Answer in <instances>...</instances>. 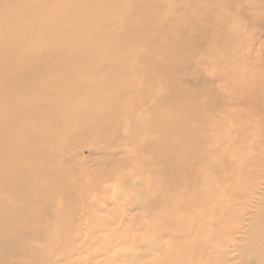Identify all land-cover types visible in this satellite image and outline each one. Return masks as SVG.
<instances>
[{
    "label": "rangeland",
    "instance_id": "374dc122",
    "mask_svg": "<svg viewBox=\"0 0 264 264\" xmlns=\"http://www.w3.org/2000/svg\"><path fill=\"white\" fill-rule=\"evenodd\" d=\"M30 1H19L15 5V18L9 16L7 21V33L17 34L16 41L18 34L23 35L27 38L26 50L35 51L24 61V67H34L44 59V55L37 53L40 49L32 46L38 43L32 39L38 40L37 35H41L34 29L40 23L47 26L52 18L60 20L61 10L57 8L61 7L63 0ZM42 1L53 3L56 7L54 15L41 5ZM135 2L67 0L66 15L70 18L67 27L75 33L80 32L77 29L80 22L84 31V22L95 18L101 5L111 7L118 4L117 9H123L127 19L119 35L100 29V35L104 37L100 38L92 28L90 32L87 29L82 32L81 37L58 34L49 45L43 44L42 49L49 46L56 54L63 51L61 48L69 52L63 63L47 66L40 63L39 67L52 72L46 80L54 79V74L66 67L74 74L70 80L72 84L84 80L88 85L93 80L90 89H96L97 94L65 96L62 102L69 107L68 119L72 122L68 126L61 117V124L66 127V139L60 142L61 136L54 135L58 131H52L44 141L37 139L40 145H58L48 154L51 156L60 151L57 154L59 162L68 167L62 176L68 179L61 180L62 171L57 173L58 169L51 173L54 159L40 158L44 146L30 156L11 147L17 158L16 161L7 159L6 165H15L14 162L19 161L29 165L38 163L51 173H37L33 177L31 170H25L17 173L18 177L13 174L14 178L31 177L38 181L41 176L50 177L46 181L50 188L58 187L61 191L55 190L56 194L43 192L47 201L53 203L46 214L43 206H38L40 200L34 199L29 224L33 223L31 219L39 221L34 220L29 231L38 233L27 244L30 249L44 254L40 258L24 259L29 264H146V261L147 264L150 261H153L150 264H264V247L258 243L264 237V0H155L150 14L141 9L140 13H135ZM77 4L83 6L82 10H76L82 14L73 11ZM162 4L168 9L160 10ZM27 9L43 15L39 22L27 18L30 12L25 15ZM166 18L167 25L174 31V39L177 38V42H170L174 50L164 47L165 29L160 28L159 34L146 32L153 25L165 24ZM6 26L4 21L3 30ZM5 33L0 31V36ZM128 36L134 42L125 43ZM136 36L150 39L148 46L139 43ZM80 43L90 45L83 51ZM92 43L107 53L102 56L110 59L106 61L112 66L109 74L91 75L90 71L100 72L98 69L103 67L94 60L99 51ZM4 47L6 52L17 51L16 47ZM143 51H147L151 58L148 64L134 61L136 53ZM73 53L79 57L78 61ZM188 63L192 64V75L186 78ZM19 67L14 65L12 71L18 72ZM122 69L125 71L119 74ZM13 72H3L2 76H10ZM129 73H132L130 81L125 82L124 76ZM117 74L113 88L103 92ZM3 77L0 82L6 80L8 83V79H12V76ZM64 80L60 79L55 85L58 90L71 86V82L67 85L68 80ZM126 85L130 89L128 94L123 88ZM134 86L148 88L152 98L128 107L134 100ZM1 97L0 101L4 96ZM116 101L125 102L117 117ZM105 105L107 111L103 115L100 107ZM47 114H50L49 110ZM77 114L81 115L80 118ZM149 114L154 116L151 121ZM175 120L179 123H174ZM166 122L177 124V130L167 132ZM77 129H82L84 134ZM148 143L153 146L149 147ZM106 158L111 160L108 164H104ZM67 172L71 177L75 175L72 177L74 184ZM6 176L4 173V178ZM66 180L79 187L74 186V190L73 186L66 185ZM54 183L63 185L55 187ZM65 190L72 196H68ZM161 194L166 197L159 208L155 202ZM202 219L207 223H202ZM176 220L181 222L177 224ZM182 227L188 228L187 231ZM43 229L47 235L38 238L44 236ZM58 237L61 249L56 250ZM183 246H188L191 252H179ZM142 253L144 258H140ZM129 255H133L135 261H131Z\"/></svg>",
    "mask_w": 264,
    "mask_h": 264
},
{
    "label": "bare ground",
    "instance_id": "6f19581e",
    "mask_svg": "<svg viewBox=\"0 0 264 264\" xmlns=\"http://www.w3.org/2000/svg\"><path fill=\"white\" fill-rule=\"evenodd\" d=\"M19 1H22V0H0V31L6 32L4 35L0 36V55H2V56H0V64H1L0 75L2 76L3 72H5V73L13 72L14 71L13 70L14 69L13 68L14 65L20 66L19 67L20 70L18 72L11 73L10 76H12V79L10 81L8 79V83H7L6 80L4 82H3V80L0 82V95H2V97L4 96V98L1 100L3 102V104L0 101L1 102L0 103V209L2 210V214L0 215V264H29V263H27V260H25L24 258L28 259L30 257L31 258L43 257L44 252H38V251H36L34 249H30L28 247L29 244H27V242H29V239L34 238L37 235V233H38L37 231H34V233H36V234H31L30 233L29 225H30V227L32 229V226H34L32 224H34V220L35 219L34 220L31 219V221L33 223L31 222L32 224H29L30 223L29 215H30L31 209H32V207L34 205L33 204L34 199L37 200V201L40 200V201H38L40 203V204H38V206L39 205H41V207L43 206L42 209L45 210L44 213L45 214L48 213L50 207H52L51 204H53V203L50 202V201H47V198L43 195L44 194L43 192L46 191V192H49V193H54L55 190H57V189L59 190L58 187L57 188H50V185H48V183L46 182V181L49 180L50 177L42 178L41 175L51 174L53 170L56 171L58 169L57 173L62 171V173H60L61 175L59 174L60 176H62V174L66 173V171H63V170L67 167V164L66 165H61L60 164V162H59V158L60 157H59V155H57L58 153L60 154V151L57 154H55V155L52 154L51 156H49L48 153L51 150L56 149L58 147L57 144H55V147L54 146H50V145H45L44 146V144L40 145L38 143L37 139L39 137L42 141H44L45 137L49 136V134L52 131H58V132H55L54 135L59 134L61 136L60 142H62L64 139H66V138H64L66 136L65 135L66 127H64L61 124V121H63L61 119V117H64V121L63 122L68 123V126L72 122L70 123L69 119H68V117H69V107L67 105H64L63 102H62V100L65 99L64 98L65 96L66 97H73V96L84 97V96H87V95H90V94L92 96H96V94H97V91H94L96 89H94V88L90 89L91 88V86H90L91 84L90 83L94 82L93 80H91V82L88 85L85 84L87 81H84V80L81 81L80 84H74L75 81L72 84V81H70V80L73 79V77H74L73 75L74 74H72L69 71H67L66 67L64 69H62V71L59 74L58 73L54 74L55 75L54 79L46 80V78H47L46 76L52 75V72L45 71L44 68L39 67L40 63L42 65L46 64V66L49 65V64H57L59 62L63 63V62H65L63 59L66 58L67 55H69V52H67V51H65V49L61 48L63 51H61L60 53L56 54V53H53L51 51V49H50L51 47H49V46H48V48L46 50L42 49L43 44L46 43V44L49 45V42H51L53 40V37L57 36L58 34H61V35L63 34V35H66V36H68L70 38L73 35H75L77 37H81V33L82 32H84V31L86 32V29L88 30V32H90L92 28L96 32L95 35L100 37V38H104L102 36L103 34L100 35V33H101L100 29L101 30L107 29L106 33L114 31V34L119 35L121 30H122V24L127 19L126 16L124 15L125 14L124 10L121 9L120 7H119V9H117L118 4H117V6L114 4L111 7L110 6H106V5L105 6L101 5V8H98V11L96 13L95 18H93V19L91 18L93 20V22H92V20L91 21H85L84 22V31H83V26L81 25V22H80V26L77 28L80 32L75 33L69 27H67V22L70 20V18H67V15H66V12H67L66 10H67V6H68L67 5V0H63L61 7L57 8V10L58 9L61 10L60 20L57 19L56 17L52 18L51 21H49L47 26H45L44 24L40 23V25L37 28L34 29L36 32H40L41 35H37L39 37L38 40L35 39V38L32 39V40H35L34 42H38L37 44L33 43L32 40H31V43H33L32 46H33L34 49H35V47H36V49L37 48L40 49L37 53L44 55V59L42 61H40L39 63H37V65L34 66V67H24L23 66L24 61L35 51H33L32 49L31 50H26L25 47H28L26 45L27 38L24 37L23 35L18 34V39L16 41L17 34L7 33L8 29H9L8 28L9 24L7 23V21H9L8 17L10 16V19L15 18V12H14L15 11V5H18ZM145 1L146 0H142V2H141L140 0H136V2L133 4L134 10L136 11L135 13H140V9H141V11H143L145 13H148V14H150L152 12L153 5H151V4L153 2H155V0H148V2H145ZM26 2H28V1H26ZM30 2L38 3L37 0H31ZM41 5H43V7L45 6L46 8H49V10L51 11V13L53 15L55 14V8L56 7L53 5V3H47V2H43L42 1ZM164 8H165V10L168 9L166 4H162L159 9L163 10ZM82 9H83V6L77 4L76 8L73 11L82 10ZM70 10H72V7H71ZM27 12H29V15H28L27 18L32 19L33 21H36V22H39V20L43 16L40 12H38L37 10H34V9L33 10H28L27 9L24 12L25 15L28 14ZM76 14H82V13H79V12L76 11ZM116 15L118 16V19L116 18ZM133 15L137 16L139 14H133ZM19 16H21L20 12H19ZM4 21L7 24L5 30H3V28H2ZM166 22H167V18L165 19V24H162L160 26L159 25H153V27L147 28L146 32L148 34H150L151 32L152 33L156 32L157 34H159L162 31V29H160V28L165 29L164 34L166 36V40L164 42V47L165 48H171L172 44L170 42H172V41L177 42L176 41L177 38L174 39V37H173L174 31H173L172 27H169L167 25ZM215 29H216V27H215ZM124 34H126V33H123V35ZM31 36H32V34H31ZM137 39L139 40V43H144L146 45V47L148 46L147 42L150 39H144L143 40L142 38H139V37L136 36V40ZM127 42L132 43V42H134V40H130V38L128 36V37L125 38V43H127ZM80 44H81L80 47H81V49L83 51H84V48H86L88 45H90V43L85 44V46H84L83 43H80ZM4 46H8V47H11L13 49L16 47L17 51L13 52L12 50H9V51L6 52ZM92 46L99 51L98 52L99 56H95L94 60L96 62L101 63V65L103 67L101 69H98L100 72L90 71L91 75L100 77V76H104V75L109 74L110 70L112 69V66L106 62V61H110V59L109 58L108 59H104V57L102 56V54L104 55L106 53V52H104L105 50L101 46L96 44V43H92ZM161 47L163 48V44H161ZM171 49L174 50V48H171ZM81 53H83V52H80V54ZM73 55H74L75 61H78L79 57L76 56L74 53H73ZM105 55L107 56V53ZM133 56H134V54H133ZM138 60L141 61V62L144 61L145 63L148 64L149 61L151 60V58H149V54L147 53V51H143V53L142 52H138L134 56V61H138ZM168 61H171V60L168 59ZM5 62L8 63V64L4 65L3 63H5ZM7 66H9V67H7ZM191 66H192L191 63L187 64V67H186V73H187L186 78H188V77H190L192 75V72L190 71V69L192 68ZM5 69H7V70H5ZM124 71H125V69L120 70L119 74L123 73ZM5 73H3V74H5ZM130 75H132V73L126 74L124 76V81L125 82H129L130 81V79H129ZM1 76H0V79L3 77V76L2 77ZM10 76L4 75V77H7V78H9ZM155 76H156V74H155ZM4 77H3V79H4ZM117 77H118V74L114 75L110 79V82L108 84H106L107 87H105L103 89V92L108 90V89H110V88H113V85H115L114 81H115V79ZM93 78H95V77H93ZM60 79H63V80L67 79L68 80L67 81V85H68V82H71V86L68 87L66 85L67 88L65 87V88H61V89L58 90L55 87V85L60 81ZM83 84H85V86ZM123 88H124V92L128 94V91H130L129 86L126 85V86H123ZM147 89L148 88L142 89L140 87L134 86V89H133V92H134L133 98H134V100L131 103V105H129L128 107H132L138 101H141V102L145 103L147 100H150L152 98V96H150L151 95V91L148 89V94H147L146 93ZM120 90H121V88L118 89V91H120ZM135 93L137 95H135ZM155 94H156V90H155ZM170 94H171V92L168 93V95H170ZM166 98H167V94H166ZM115 103H117V101ZM124 103L125 102L117 103L118 104V111L116 112L117 114H115V117H117L118 114L122 113V111L119 112V110L123 107ZM106 106L107 105H105L104 107H100V111H102L101 112L102 114L105 111H107L106 110ZM84 107L88 108L85 103H84ZM111 107H112V104L109 103V108L111 109ZM148 107H151V106H148ZM157 109H158V105H157ZM47 110L50 111L49 115L47 114ZM61 110H62L63 113L60 115L59 112H61ZM102 114H99V115H102ZM226 114L227 113H225V115ZM80 116H81L80 114H77V118H80ZM153 118H154V116L152 114H149V121H151ZM22 122H23L24 125H21ZM174 123L178 124L179 121L175 120ZM177 124H173L171 122H166L165 123L166 131L168 132V131L171 130V131L175 132L177 130ZM25 128H27V129L25 130ZM77 130L80 133L84 134L82 132V129H77ZM86 135H87V131L85 133V136ZM110 135H111V133H110ZM210 136H211V134H210ZM71 139L72 138H70L69 140H71ZM43 146H44V148L42 149V154L40 155V158H42V159H46V158L54 159V163H52V167L53 168L51 170V173L49 171L45 170L46 167H44V166H42V164H38V163H33V164L29 165V164H26V162H24V161H19V162H14L15 165H10V166L6 165V163H7L6 160L7 159H10V160H12V159L14 160L15 159V161H16V158H17V153L13 152L11 147H14L15 149H20V151L24 155L30 156V154L32 152H35L36 150H38L40 147H43ZM148 146L149 147L153 146V143H148ZM89 147H93V146H89ZM16 151L18 152V150H16ZM145 152H147V151L145 150ZM238 153L240 154L241 152H238ZM38 154H40V153H38ZM62 156H63V154H62ZM131 158L135 159L133 156H131ZM160 158H161V156H160ZM95 160H96V158H95ZM109 161H111V160L106 158L104 164H108ZM122 161L123 160H121V163H122ZM121 163L120 164L117 163V164L121 165ZM67 169H68V167H67ZM25 170H31L33 177L37 173H41V175H40L41 177L38 178V181L37 180L34 181V179H32L31 177H28V178H14L13 174H17V173L25 171ZM113 171H114V169H113ZM91 172L92 171H90L88 173H91ZM4 173L5 174L7 173V176L5 178H4ZM54 173H56V172H54ZM69 173H70V171H69ZM115 173H117V172H115ZM67 175H68V177H71L70 176L71 174H68V172H67ZM95 175L96 174H95V171H94L93 172L94 178H96ZM18 176L19 175L17 174V177ZM21 176H23V175H21ZM90 176H91V174H90ZM74 177H75V175H74ZM77 177L78 176H76V178ZM97 177H99V175ZM56 178H58V177H56ZM59 178H58L59 182L61 180H63V179L65 180V178L68 179L67 176L65 178H64V176H62L60 178L61 180ZM73 178H72V182L71 183L74 184ZM76 178H75V180H76ZM68 181H71V179L68 180ZM68 181L66 180V182L65 181L64 182L66 183L67 186L68 185L73 186L72 188L75 190V187H76L77 184L76 185H71V183L68 182ZM64 182H63V184H64ZM55 183H58V182L55 181ZM55 183L53 185H55ZM67 183H69V184H67ZM60 184L63 185L62 183H60ZM45 185L49 189L47 187H45ZM56 185H55V187H56ZM61 185H57V186H61ZM77 187H79V186L77 185ZM64 188L67 190L66 187H64ZM182 188H184V187L182 186ZM61 190H62V188H61ZM159 190H158V192H159ZM57 191H56V193H58ZM65 191L64 192L62 191L63 192L62 194H64ZM167 192L169 193L168 190H167ZM56 193H54V194H56ZM59 193H61L60 190H59ZM66 193H67V191H66ZM162 193H164V191ZM53 195H50V196H53ZM67 195L68 196H72V195H69V191H68ZM202 195H204V194H202ZM206 195L209 196V194H206ZM55 196L53 197V199L55 198ZM160 197L161 198H159V200H157L155 202V205L157 207H159V208L161 207V205L163 203V201H162L163 198H165L166 196L162 197V194H161ZM204 197H202V199H204ZM24 198H27V200L23 201ZM51 198L52 197H50V199ZM63 198H65V197H63ZM67 200L68 199H66V201ZM173 200L174 199H172V201ZM212 200H213V198L211 197V201ZM171 206H172V204H171ZM59 211H60V209H59ZM174 212L177 213L176 211H174ZM31 215H33V214H31ZM59 216L60 215H58V217ZM49 217H50V215H49ZM36 220L39 221L37 218H36ZM204 221L207 223L206 220H203L202 223L206 224ZM180 222L181 221H177L176 220L177 224H179ZM15 224H18V225H15ZM11 225H14V226H11ZM35 225H37V224L35 223ZM37 228H38V226H37ZM37 228L35 227L34 230H37ZM11 229H13L14 232L13 231L11 232ZM177 229L178 228H176V230H175L176 232H177ZM181 229H184V231H187L188 228L186 229V228L182 227ZM44 231L45 230L43 229V232ZM184 231H183V236L185 234ZM40 232H41V230H40ZM194 232L197 234L196 231H194ZM48 233H49V231H48ZM190 233H191V231H190ZM45 234H46V232H44V236L40 235L38 238L45 237ZM61 237H63L62 234H61ZM35 239H33V240L35 241ZM57 239L59 240V237ZM62 239H64V237ZM58 240H56V244H55L56 250L57 249H61V248H59L60 247V240H59V243L57 244ZM34 241H32V242H34ZM42 241H45V240L42 239ZM61 241H63V240H61ZM258 243L261 244L264 247V237L262 239L258 240ZM63 244H61V245L63 246ZM191 246L192 245H190V247ZM184 247L186 249H184ZM65 248H67V247H65ZM169 248H170V246H169ZM187 248H188V246H183V249H179V252L184 251V253H186V254L188 252H191V251H189V248H188V250H187ZM65 250H67V249H65ZM27 253H29V255ZM142 255H143V253H142ZM198 256H199V254H198ZM130 257L132 259L133 255L130 256ZM142 257L144 258V255L141 256L140 258H142ZM195 257H196V255H195ZM128 260H130V259H128ZM133 260L135 261V259H132L131 261H133ZM136 260H138V259L136 258ZM139 260H138V262L141 263V261H139ZM151 262H153V261H150L149 264ZM41 263L42 262H40V264ZM130 263H132V262H130ZM144 264H145V262H144ZM146 264H147V261H146ZM185 264H188V263H185Z\"/></svg>",
    "mask_w": 264,
    "mask_h": 264
}]
</instances>
